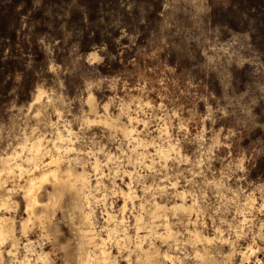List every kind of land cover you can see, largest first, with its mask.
Returning a JSON list of instances; mask_svg holds the SVG:
<instances>
[{
  "label": "clouds",
  "instance_id": "9594fccd",
  "mask_svg": "<svg viewBox=\"0 0 264 264\" xmlns=\"http://www.w3.org/2000/svg\"><path fill=\"white\" fill-rule=\"evenodd\" d=\"M262 9L0 0V264H264Z\"/></svg>",
  "mask_w": 264,
  "mask_h": 264
},
{
  "label": "rangeland",
  "instance_id": "374dc122",
  "mask_svg": "<svg viewBox=\"0 0 264 264\" xmlns=\"http://www.w3.org/2000/svg\"><path fill=\"white\" fill-rule=\"evenodd\" d=\"M18 2V0H17ZM29 4H30V0H29ZM249 4L250 5H256V6H264V0H249ZM92 8L93 10L95 9V4L93 3L92 5ZM264 10V9H262ZM76 17H74L75 19ZM92 19H96V16H95V12L93 11V15L91 17ZM232 26L233 27H236V24L235 22H232ZM6 28H7V18L6 17H0V34H7V31H6ZM264 31V30H262ZM12 38H13V41H15V34L12 33ZM97 41L99 40V34H97ZM26 47V46H25ZM13 62H9V64L11 65ZM0 67H2V65H0Z\"/></svg>",
  "mask_w": 264,
  "mask_h": 264
}]
</instances>
